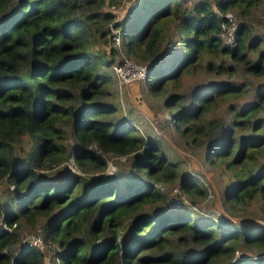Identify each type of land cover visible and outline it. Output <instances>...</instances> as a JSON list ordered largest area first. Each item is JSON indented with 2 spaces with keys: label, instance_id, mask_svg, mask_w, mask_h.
<instances>
[{
  "label": "trees",
  "instance_id": "16d2710c",
  "mask_svg": "<svg viewBox=\"0 0 264 264\" xmlns=\"http://www.w3.org/2000/svg\"><path fill=\"white\" fill-rule=\"evenodd\" d=\"M129 1L116 19L112 7L122 6V0H0V182L14 185L7 206L0 195V264H42L48 242L57 246L58 264H229L240 239L264 250V228L258 224L243 230L236 224L219 235L217 222L201 217L194 223L188 205L169 204L168 193L156 183L175 182L178 165L155 141L145 142L132 124L116 127L107 119L113 106L100 100L111 84L106 68L123 61L119 49L141 62L155 60L145 79L153 93L163 85L176 88L188 71L217 77L194 91L190 101L168 94L164 106L174 109L176 129L193 144L209 142V163H224L232 178L224 194L228 206L259 200L264 217V116L258 115L264 83L256 87L253 103L234 111L230 127L207 117L217 102L244 91L237 70L264 74V36L252 34L249 22L264 0H195L187 6L177 0ZM229 10L243 18L234 45L218 36L222 14ZM163 41L169 50L178 44L183 51L167 68L160 65L167 54L160 57ZM258 48L252 58L250 52ZM68 131L78 168L100 170L109 152L141 150L130 162L138 178L126 180L121 190L119 174L95 180L68 168L56 180L39 174L61 161ZM238 131L244 133L238 137ZM24 137L28 150L18 146ZM183 180L186 192H203ZM22 223H40L34 232L41 247L20 240ZM245 262L264 264V257Z\"/></svg>",
  "mask_w": 264,
  "mask_h": 264
},
{
  "label": "rangeland",
  "instance_id": "374dc122",
  "mask_svg": "<svg viewBox=\"0 0 264 264\" xmlns=\"http://www.w3.org/2000/svg\"><path fill=\"white\" fill-rule=\"evenodd\" d=\"M122 1V6L118 8L112 7L117 14L116 19H121L130 3L129 0ZM177 1L187 6L195 0ZM229 12L235 16L238 24L241 23L243 20L241 16L239 17L234 10H229ZM263 15L264 5H260L256 7V11L249 17L250 21H248L251 22L252 34L258 33L264 36ZM161 45L162 47L159 52L160 57L164 55V52L167 54H165V59L161 60L160 65L162 68H167L174 61V58H176L175 56L180 55L183 51L178 44L174 46V51L169 50L165 41H163ZM260 48L264 49V40L261 42ZM260 48L257 50L255 49L253 54L250 52L252 58L257 56V53L260 52ZM129 57L122 49H119V58H123V60L129 59L137 65L147 64L148 67L155 64V60L141 62L131 55H129ZM115 61H118V58H116ZM116 63L117 62L113 63V65ZM113 65L106 68L107 74L111 77V84L107 86V93L100 97L101 101L111 104L114 108V112L111 116L109 115L107 119L114 122L116 127L121 125V123L132 124L136 128V131L144 136L145 142L155 141L158 144V149L164 151L170 159L178 165L179 177L175 182L170 186L165 183L157 184L159 183L157 182L156 186L158 185L159 188L165 190L168 193V198H180L175 191V188H178L180 195L183 196V198H181L183 203L195 207L190 213L193 220L192 222L199 223L200 220H204L203 218H205V220H213L218 223V225L215 226H217L219 235L236 224H239L238 227L240 230H243L247 226H256L257 224L258 227L262 226L264 228V217L261 214L260 201L251 200L241 207H236L235 209L230 208L224 200V194L232 178L223 167L224 163L217 162V160H215L214 163H209L206 158V150L209 146V142L207 141L204 144L197 145L193 144L190 137L183 135L180 130L176 129L175 122L172 120L174 109H168L164 106L163 101L168 94L180 93L185 96V100H189L194 94V91L206 84L208 85L209 82L217 79V77H212L204 72L197 73V70L193 73L188 71L180 76L176 88H174L173 85L167 89L168 87L163 85L164 88L161 92L153 93L146 84V75L143 78L141 76L132 77L134 79L131 80L118 79ZM236 73V78L243 79L246 84L244 91H242L239 97L217 102L214 109L207 113L208 118L225 120V128L231 126L232 120H236L234 111L241 110L257 99L255 95L256 87L264 83V74H245L238 70ZM221 78H225V76ZM167 86L170 85L167 84ZM186 104L189 103L187 102ZM258 115L264 116V105ZM243 133V131H238L237 136L239 137ZM223 134V130L221 133L216 132V138H219ZM70 140L71 134L68 131L64 138L67 148L61 161L54 165L51 164L50 167L46 166L45 169H39L41 170L39 174H44L46 178L50 180L61 178V173H64L65 168H68L70 171H76L80 176L86 177L88 180L103 178L111 174H119L118 187L121 190L126 187L127 181L138 178L137 170L132 167L130 168V162L132 156L137 155L141 150L131 155H118L109 152L105 155L106 165L102 169L96 170L91 168L89 171H83L78 168L74 162L72 156L73 145L70 144ZM20 143L21 145L18 146H22L24 150L29 149L30 142H28L27 137H24ZM90 147L98 152L96 144ZM129 171H131L132 174L130 177L127 176ZM181 179L182 181H184L183 179L192 180L194 182V187L201 188L203 192H186L182 188ZM13 188L14 185L10 182L5 180L0 182V195L1 199L5 202V206L9 204V193ZM145 207L150 208L149 206ZM150 209L154 210V208ZM171 209L173 210V208ZM146 211L147 209H144L143 213ZM0 220L2 221V219ZM127 223L128 222H126V224ZM38 228H40V223L35 225L22 223V226L19 228L20 240L23 242L25 236L32 234L31 232L37 231ZM126 230L127 228L124 229V234ZM20 240L15 244V248L12 249L13 259H15L18 249L22 246ZM56 250L57 246L55 243L48 242L44 244L41 250L44 256V264H58L56 257L53 256ZM263 257L264 250L256 248L255 246L247 247L240 239L236 245L235 253L231 258L232 261L229 264H247L245 260H261ZM238 260L242 261L237 262Z\"/></svg>",
  "mask_w": 264,
  "mask_h": 264
},
{
  "label": "built area",
  "instance_id": "2783aa9c",
  "mask_svg": "<svg viewBox=\"0 0 264 264\" xmlns=\"http://www.w3.org/2000/svg\"><path fill=\"white\" fill-rule=\"evenodd\" d=\"M223 19L221 20L220 29L218 32V36L227 44L234 45L236 42V28L238 26V23L236 22L235 16L229 12L226 11L224 14H222ZM115 39L118 41V36L115 37ZM114 70L116 71V74L118 76V79L126 80V79H134L132 77L141 76L142 78L146 75L148 65L147 64H141L137 65L134 64L129 59H124L123 61L116 63L113 65ZM175 191L178 193L180 198H169V204H184L182 195H180V191L178 188H175ZM189 208L195 209L193 205H189ZM32 234H29L25 236L23 239V242L35 245V246H42V239L40 234L31 232ZM44 264V262H42Z\"/></svg>",
  "mask_w": 264,
  "mask_h": 264
},
{
  "label": "clouds",
  "instance_id": "9594fccd",
  "mask_svg": "<svg viewBox=\"0 0 264 264\" xmlns=\"http://www.w3.org/2000/svg\"><path fill=\"white\" fill-rule=\"evenodd\" d=\"M4 226H5V225H4ZM56 261L59 262L58 259H56Z\"/></svg>",
  "mask_w": 264,
  "mask_h": 264
}]
</instances>
